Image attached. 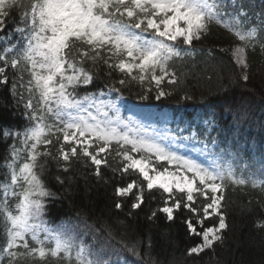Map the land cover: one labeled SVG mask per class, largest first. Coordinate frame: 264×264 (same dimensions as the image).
Masks as SVG:
<instances>
[{"label":"snow or ice","instance_id":"snow-or-ice-1","mask_svg":"<svg viewBox=\"0 0 264 264\" xmlns=\"http://www.w3.org/2000/svg\"><path fill=\"white\" fill-rule=\"evenodd\" d=\"M13 13L19 21L6 32ZM213 24L230 34V47L219 51L229 52L246 84L249 51L259 46L264 52V11L252 16L237 0H0V87L27 121L22 130H0L11 141L0 164L6 170L0 181V264H47L48 257L66 264H141L137 246L113 243L111 232L101 240L104 230L93 231L87 243L80 233L49 226L48 204L57 195L44 180L49 160L63 173L74 161L90 165L105 183L102 168H110L121 181L114 186L118 211L127 205L131 216L158 200L148 219H180L196 238L188 256L215 251L228 228V187L255 188L264 180L245 177L247 162L214 117L190 123L182 130L188 135L168 136L121 118L111 98L116 93L121 99L133 82L141 100L153 92L156 100L171 95L162 85L179 83L172 62L194 57V42ZM101 68L110 78L107 92L91 91ZM258 163L264 171V157ZM56 181L65 184L59 175ZM84 228L92 231L86 221Z\"/></svg>","mask_w":264,"mask_h":264},{"label":"trees","instance_id":"trees-1","mask_svg":"<svg viewBox=\"0 0 264 264\" xmlns=\"http://www.w3.org/2000/svg\"><path fill=\"white\" fill-rule=\"evenodd\" d=\"M245 5L250 15L264 11V0H237ZM229 10H231L229 8ZM19 21V13H13L8 20L6 32ZM255 24V19L252 20ZM5 39L0 33V40ZM230 34L213 24L209 34L195 43V56L186 57L183 61H173L171 67L176 71L177 85H162L165 91L172 94L156 100L155 93L149 94L148 100H141V87L133 82L122 90L125 105L145 103L169 110L177 121V131H182L190 123L200 124L207 116L214 117L218 126L223 128L224 138L231 146L235 141L240 157L247 162L244 175L257 180H264V171L258 163L264 157V52L257 46L249 51V80L245 84L240 79V70L235 67L229 52H221V48H229ZM107 70L101 68L95 87L91 91L103 90L110 78ZM114 73L112 80L119 77ZM83 94V90L81 91ZM190 96V100L183 97ZM112 96L117 98V94ZM125 108V106H124ZM27 121L14 108L9 93L0 87V130H22ZM10 140L0 137V164L8 155ZM230 151H233L231 147ZM55 154V147H52ZM109 163L116 167V161L109 157ZM5 169L0 168V181L5 179ZM104 180H98L92 174L91 166L73 162L71 171H59L57 163L49 160L44 180L48 187L56 193V198L49 201L46 220L52 228L75 227L80 239L93 242V231L103 235V240L111 232L113 243L123 241L135 244L143 257L141 264H264V186L255 188L229 186L225 192V212L228 228L223 233L224 239L215 246V251H205L199 257L188 256L187 250L195 242L190 237L180 219L168 222L163 214L149 220L148 216L157 201H147L143 210H136L131 216V209L125 205L122 210L115 208L116 197L114 186L121 182L119 177L113 179L110 168H102ZM239 174V173H238ZM59 175L65 180L61 185L56 181ZM148 196V193L145 194ZM159 197V193L156 194ZM180 215V214H178ZM187 215V213H184ZM92 226V231L84 228V222ZM150 241V246H149ZM4 243L3 228L0 227V246ZM123 259V258H122ZM31 264V262H29ZM47 264H66L59 258L48 257Z\"/></svg>","mask_w":264,"mask_h":264},{"label":"rangeland","instance_id":"rangeland-1","mask_svg":"<svg viewBox=\"0 0 264 264\" xmlns=\"http://www.w3.org/2000/svg\"><path fill=\"white\" fill-rule=\"evenodd\" d=\"M117 106L120 110L121 118L127 120L131 118L134 122L147 128L149 131H158L167 133L168 136L176 135L177 128L173 125V116L165 110L152 109L149 106H129L124 111L123 103L116 100ZM181 152H187L192 155L189 149H181Z\"/></svg>","mask_w":264,"mask_h":264}]
</instances>
